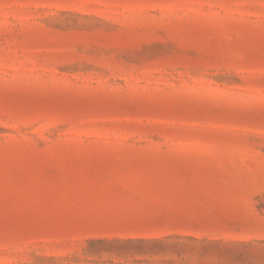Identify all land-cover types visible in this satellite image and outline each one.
Returning a JSON list of instances; mask_svg holds the SVG:
<instances>
[{"label": "rangeland", "instance_id": "obj_1", "mask_svg": "<svg viewBox=\"0 0 264 264\" xmlns=\"http://www.w3.org/2000/svg\"><path fill=\"white\" fill-rule=\"evenodd\" d=\"M0 264H264V0H0Z\"/></svg>", "mask_w": 264, "mask_h": 264}]
</instances>
